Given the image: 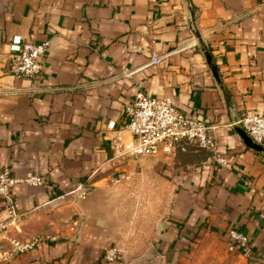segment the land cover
I'll return each instance as SVG.
<instances>
[{
  "label": "crops",
  "instance_id": "0c3cea01",
  "mask_svg": "<svg viewBox=\"0 0 264 264\" xmlns=\"http://www.w3.org/2000/svg\"><path fill=\"white\" fill-rule=\"evenodd\" d=\"M14 36L49 41L40 77L11 73ZM142 95L209 125L226 164L189 144L116 154ZM242 113H264V0H0V168L50 186L12 187L14 234L55 237L0 264H127L146 250L182 264L198 234L227 241L232 227L250 239L242 259L264 264V146L244 141Z\"/></svg>",
  "mask_w": 264,
  "mask_h": 264
},
{
  "label": "built area",
  "instance_id": "2783aa9c",
  "mask_svg": "<svg viewBox=\"0 0 264 264\" xmlns=\"http://www.w3.org/2000/svg\"><path fill=\"white\" fill-rule=\"evenodd\" d=\"M49 47V41H24L14 36L10 43L13 56L10 71L16 77L36 79L42 75L43 57ZM152 63L160 62L156 54L151 55ZM126 117L125 129L130 135L123 142L121 130L114 131L111 147L118 155L129 157H146L157 154L160 148L165 153H172L178 145H195L201 149L213 151L216 163L225 165L226 158L216 152V139L210 131V126L204 121L184 115L174 105L169 96L150 97L140 96L135 102L124 108ZM238 126L253 143L264 146V113L242 115L233 123ZM16 183L30 186L50 187L48 181L41 175L27 172L23 177L11 175L10 168H0V197L6 203L7 214L0 216V258L8 259L18 253L31 250L42 240H54L50 236L19 237L14 234L18 225L20 213L10 206L11 189ZM87 191L81 190L79 198L85 197ZM263 195V193H261ZM228 244L240 256L247 258L251 255L248 235L236 227L228 231ZM118 254L109 249L105 255L107 262L117 260Z\"/></svg>",
  "mask_w": 264,
  "mask_h": 264
},
{
  "label": "rangeland",
  "instance_id": "374dc122",
  "mask_svg": "<svg viewBox=\"0 0 264 264\" xmlns=\"http://www.w3.org/2000/svg\"><path fill=\"white\" fill-rule=\"evenodd\" d=\"M136 246L140 247L139 244ZM127 256V264H166L153 250L133 251ZM185 259L182 264H247L225 239L203 234L195 237L191 252Z\"/></svg>",
  "mask_w": 264,
  "mask_h": 264
},
{
  "label": "water",
  "instance_id": "95a60500",
  "mask_svg": "<svg viewBox=\"0 0 264 264\" xmlns=\"http://www.w3.org/2000/svg\"><path fill=\"white\" fill-rule=\"evenodd\" d=\"M242 136H243V139L246 143H249V144H252L253 147L257 148V149H262L263 147L261 145H258L256 143H253L252 140L242 131ZM86 197V196H85ZM83 197V198H85Z\"/></svg>",
  "mask_w": 264,
  "mask_h": 264
}]
</instances>
